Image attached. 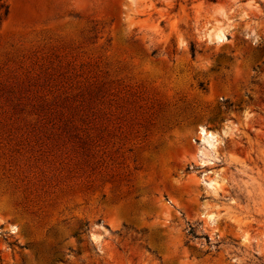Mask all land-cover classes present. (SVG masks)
<instances>
[{"label":"rangeland","instance_id":"1","mask_svg":"<svg viewBox=\"0 0 264 264\" xmlns=\"http://www.w3.org/2000/svg\"><path fill=\"white\" fill-rule=\"evenodd\" d=\"M0 264H264V0H0Z\"/></svg>","mask_w":264,"mask_h":264},{"label":"trees","instance_id":"2","mask_svg":"<svg viewBox=\"0 0 264 264\" xmlns=\"http://www.w3.org/2000/svg\"><path fill=\"white\" fill-rule=\"evenodd\" d=\"M8 13H9V10H8V7H6L4 16L7 17L8 16ZM192 52H193V54L195 53V48L194 47L192 48Z\"/></svg>","mask_w":264,"mask_h":264}]
</instances>
